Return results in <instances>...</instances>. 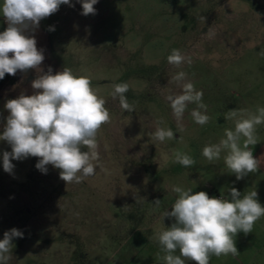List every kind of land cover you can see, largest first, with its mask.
I'll list each match as a JSON object with an SVG mask.
<instances>
[{"label":"rangeland","instance_id":"1","mask_svg":"<svg viewBox=\"0 0 264 264\" xmlns=\"http://www.w3.org/2000/svg\"><path fill=\"white\" fill-rule=\"evenodd\" d=\"M71 3L74 7L61 5L29 35L43 49L44 72L66 66L76 76H89L106 100L111 122L97 134L100 161L95 175L81 183L66 185L52 165L41 173L38 157L12 160L9 174L2 156L11 147L0 141V240L12 228L23 232L12 241L10 262L115 264L150 262L151 254L163 262L158 241L148 238L174 223L162 215L177 198L173 186L209 194L225 185L226 152L209 162L202 149L234 130L235 121L224 118L228 110H245L246 116L264 107V56L258 54L264 49V0H98L96 14L87 16L78 0ZM6 28L0 12V32ZM172 49L191 63L169 64ZM180 71L203 92L210 117L205 125L195 123L191 111L197 105L190 103L178 130L166 97L181 93L172 79ZM37 75L29 69L0 80V134L9 114L6 101L40 91L31 87ZM119 83L129 85L132 113L111 96ZM157 127L171 128L174 138L153 141L149 134ZM175 151L190 155L195 165L173 162ZM157 199L158 207L152 203ZM248 260L229 254L212 256L209 264H264Z\"/></svg>","mask_w":264,"mask_h":264},{"label":"clouds","instance_id":"2","mask_svg":"<svg viewBox=\"0 0 264 264\" xmlns=\"http://www.w3.org/2000/svg\"><path fill=\"white\" fill-rule=\"evenodd\" d=\"M82 15H95L94 5L98 0H78ZM61 5L74 7L71 0H3L0 12L7 28L0 32V80L5 74L15 76L17 71L26 73L35 69L38 73L31 83L33 95L21 93L18 98L7 100L4 107L8 111L6 124L0 134V141H6L11 151H4L3 169L11 174L15 165L12 160L38 157L35 167L46 174L48 165L59 169V178L67 184L81 183L94 176L100 161L97 134L101 127L111 122L106 100L92 87L89 76H76L68 67L53 74L40 67L45 59L43 49L37 48L34 32L41 20L59 10ZM49 31H54L50 26ZM11 54V55H10ZM264 56V49L258 53ZM169 64L180 67L191 63V58L179 49H172L168 55ZM180 85V94H170L166 99L178 122V130L187 106L195 103L191 111L195 123L205 125L210 117L205 114L207 105L202 102L203 92L195 89L186 80V73L178 72L172 78ZM113 99H119L121 108L129 113L135 111L134 104L128 102L127 83L113 85ZM204 110V112L201 111ZM225 120H234V130L226 129L225 138L217 144H209L202 149V155L209 162L219 160L222 152L224 164L237 180L259 170V159L253 156L250 146L257 144V126L264 124V107H257L255 113L231 109L224 113ZM153 141L164 142L174 138L171 128L157 127L149 134ZM243 141L241 143V140ZM87 149L84 151L82 149ZM173 162L191 168L196 161L187 153L175 151ZM177 195L171 210L165 211L164 218H174V223L166 230L148 239H156L160 246L157 257L164 264H209L212 256H236L239 254L235 238L238 233L252 232L261 217L264 206L258 200L256 190L241 194L235 187L228 188L227 195L209 197L204 191L193 192L191 188L173 186ZM160 205V200L152 202ZM23 238V232L12 228L4 232L0 240V264H10L12 241ZM179 251V255L175 253ZM164 253L161 256L160 253Z\"/></svg>","mask_w":264,"mask_h":264},{"label":"crops","instance_id":"3","mask_svg":"<svg viewBox=\"0 0 264 264\" xmlns=\"http://www.w3.org/2000/svg\"><path fill=\"white\" fill-rule=\"evenodd\" d=\"M253 156L259 159V170L250 173L241 180H237L234 174H224L225 185L212 187L213 193L227 195L228 188L235 187L243 195L256 190L258 200L264 206V125L257 126V144L250 146ZM156 241L151 239V243ZM236 247L241 257H249L250 262H264V217L256 221L251 233L245 235L238 233L235 238ZM150 262H115V264H164L157 262L151 254ZM110 263V262H109ZM10 264H105V262H10ZM190 264V262H186Z\"/></svg>","mask_w":264,"mask_h":264},{"label":"built area","instance_id":"4","mask_svg":"<svg viewBox=\"0 0 264 264\" xmlns=\"http://www.w3.org/2000/svg\"><path fill=\"white\" fill-rule=\"evenodd\" d=\"M208 195H209V197H217V198L220 197V195L213 193V192L209 193Z\"/></svg>","mask_w":264,"mask_h":264}]
</instances>
